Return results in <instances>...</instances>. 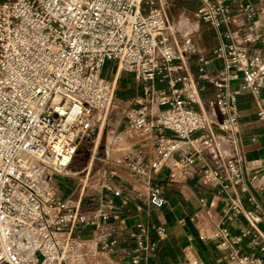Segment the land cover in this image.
I'll return each mask as SVG.
<instances>
[{"label": "built area", "instance_id": "2783aa9c", "mask_svg": "<svg viewBox=\"0 0 264 264\" xmlns=\"http://www.w3.org/2000/svg\"><path fill=\"white\" fill-rule=\"evenodd\" d=\"M198 1V21L216 30L233 23L224 0ZM260 1L261 8L240 5L258 28L264 27ZM232 39L212 51L223 63L220 72L209 74L208 61L199 58L195 79L186 51L171 41L166 0H0V264H94L118 252L106 234H76L121 219L132 197L109 182L116 172H100L101 203L92 211L84 210L83 196L62 198L53 182L66 175L82 138L107 122L116 81L104 78L103 69L112 61L142 87L109 130L104 162L126 168L147 187L149 203L162 208L167 199L157 177L181 153L171 177L191 176L194 168L202 185L225 198L211 237L223 258L264 264V232L252 216L264 220V207L245 170L238 104L241 94L252 95L264 128V59ZM199 81L216 88L209 111ZM241 216L251 229L233 235L231 224ZM152 230L166 237L165 228ZM249 236L262 255L244 251ZM131 237L138 246L127 254L138 264L136 251L152 252L155 244L147 243L142 224Z\"/></svg>", "mask_w": 264, "mask_h": 264}, {"label": "crops", "instance_id": "0c3cea01", "mask_svg": "<svg viewBox=\"0 0 264 264\" xmlns=\"http://www.w3.org/2000/svg\"><path fill=\"white\" fill-rule=\"evenodd\" d=\"M166 1L169 4L171 0ZM177 1L183 6L188 5L189 13L188 15L185 12L178 13V16H174L169 10L170 17L174 19V24L171 26V41L178 48L186 51L184 59H187V69L195 79L199 76V58L208 61L206 71L209 74L216 75L220 72L223 63L214 57L212 51L222 41L231 43L232 38L239 39L252 50L258 51L264 59V27H255L252 22L247 21L240 8L241 4L247 3L261 8L263 3L260 0H224L231 8L233 23L219 30L197 20L198 0ZM257 19L264 21V13H258ZM103 77L115 80L116 84L119 81L122 83L123 89L127 92L125 98L128 99V106H131L140 94L142 84L137 83L132 75L127 73L122 75L116 65L107 63L103 69ZM199 84L202 88L201 105L209 111L216 95V88L205 81H199ZM240 87L241 81L232 83V90H238ZM262 95L264 97V90ZM238 104L241 152L245 170L247 177L252 179L250 182L252 193L264 207V128L257 120V107L252 95L241 94L238 97ZM124 127L125 122L121 121L117 130L122 131ZM180 156L181 153L174 155L172 161ZM172 161L156 181L165 187L167 204L162 208L154 207L149 203L147 187L136 180L126 168L115 164L109 165V168L116 172V177L108 179L109 182L114 187L121 188L124 194L130 195L132 200L121 209V219L105 225L102 230L97 231L89 227L79 228L76 231L77 235L85 238L106 234L116 240L118 252L108 254L94 264H133V255H128L127 252L137 249V241L131 237V234L137 232L139 224L148 229L147 243H154L155 250L146 253L136 251L134 255L140 258L138 264H235L223 258L224 253L216 247L211 238L216 224L223 215L225 198L217 195L210 186L202 185L194 168H190L191 176L172 178ZM56 177L60 184H56L54 180L53 182L62 198L84 197L86 186H82L77 198L76 183L62 176ZM100 192L101 188L95 200L84 202L85 211H92L100 205ZM244 204L246 209L251 211L246 200ZM252 216L257 226L264 232V220L255 214ZM154 226L165 228L164 239L152 230ZM242 228L251 229L246 219L241 216L231 224L233 235H239ZM252 240V236L246 237L241 244L242 248L246 252L262 255L259 248L252 244Z\"/></svg>", "mask_w": 264, "mask_h": 264}, {"label": "rangeland", "instance_id": "374dc122", "mask_svg": "<svg viewBox=\"0 0 264 264\" xmlns=\"http://www.w3.org/2000/svg\"><path fill=\"white\" fill-rule=\"evenodd\" d=\"M168 5L170 12L174 14V16H178V13L183 14L185 12L186 15L189 13V6H183L177 0H171ZM173 21L174 19L170 17L171 26L174 24ZM109 64L117 66L114 61L109 62ZM123 74L124 73H122V75ZM126 95L127 92L123 89V85L119 81L116 84L114 99L106 124L104 126L100 124L94 126L87 135L82 138L74 157L66 169V175L62 176L76 183L78 194L76 193L75 197L77 198L87 179L83 202L95 200L99 195V190L101 188L99 183L100 172L105 168H109V165L104 162L108 132L120 122L121 111L130 107L128 106V99L125 98ZM54 182L60 184L57 177L54 179Z\"/></svg>", "mask_w": 264, "mask_h": 264}, {"label": "bare ground", "instance_id": "6f19581e", "mask_svg": "<svg viewBox=\"0 0 264 264\" xmlns=\"http://www.w3.org/2000/svg\"><path fill=\"white\" fill-rule=\"evenodd\" d=\"M187 43V42H186ZM190 43V42H189ZM187 45H188V43H187ZM183 48V47H182ZM186 48V47H185ZM188 48H189V46H188ZM190 49V48H189Z\"/></svg>", "mask_w": 264, "mask_h": 264}]
</instances>
